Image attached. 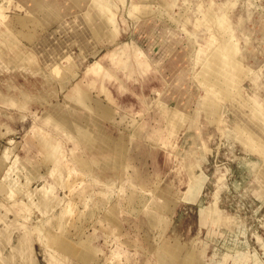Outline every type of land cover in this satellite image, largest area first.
Returning <instances> with one entry per match:
<instances>
[{"label":"rangeland","instance_id":"rangeland-1","mask_svg":"<svg viewBox=\"0 0 264 264\" xmlns=\"http://www.w3.org/2000/svg\"><path fill=\"white\" fill-rule=\"evenodd\" d=\"M25 1L0 0V206L11 209L7 222L16 218L31 235V251L22 264H49L52 253L61 264H165L161 256L168 264H190L185 262L189 251L200 264H264V185L254 169L262 164L233 132L235 109L264 128V0H81L74 3H82L79 15L87 17L93 7L106 17L111 40L96 44L95 53L85 59L91 45L87 42L83 51L74 44L57 72L35 70L36 57L30 56L28 65L11 62L13 48L5 39L12 37L16 19H38L35 40L12 33L28 55L52 37L68 50L83 25L78 28V17L65 13L70 5L64 0L52 14L59 24L47 18V10L24 9ZM229 47L234 63L242 67L241 81L234 86L223 80L217 86L215 78L202 72L213 53L227 60ZM183 52L185 59H178ZM91 68L97 74H89ZM237 76L233 73L231 80ZM84 80L95 83L94 97L104 104L111 103L105 92L110 90L115 104L102 124L103 137L90 144L85 133H73L58 121L57 128L51 127L53 115L70 118L76 113L75 123L83 131L93 130L88 122L95 115L73 108L68 100L69 90ZM176 116L184 121L176 123L178 130L172 123ZM41 140L52 151L61 150V171L48 165L50 149ZM81 158L90 162L87 168ZM16 173L23 175L20 189L8 201L4 178H17ZM59 176L69 189L49 187L47 182ZM127 179L159 183L144 208L159 215L156 229L140 205L136 210L130 206ZM46 188L52 201L42 213L30 197ZM72 203L78 213L69 224L81 221L76 222L79 229L69 230L67 240L75 246L89 243L85 260L62 247L53 221ZM25 205L27 213L22 212ZM40 224L45 226L42 237ZM20 234L14 232V244ZM19 251L20 258L25 250Z\"/></svg>","mask_w":264,"mask_h":264},{"label":"bare ground","instance_id":"bare-ground-1","mask_svg":"<svg viewBox=\"0 0 264 264\" xmlns=\"http://www.w3.org/2000/svg\"><path fill=\"white\" fill-rule=\"evenodd\" d=\"M64 1L70 5L66 9V12L65 11L64 12L67 15L69 14L70 16H74L76 18L78 17V23H77L78 24L77 25L78 28H80V25H83V27L81 28V33L74 32V34H73L74 41L72 40L71 43L68 45V50H65L64 49L65 47H62L60 44L55 43L54 42L55 39L52 37V41L51 42H53L54 44H50L51 42L50 43L48 42V44H43V45L41 43H38V44L41 45V47H40V45L36 46V49H35L36 54H34V53H32V55L23 54L25 51L23 52V50H21L20 48L17 47V45L15 43L14 36H13L12 33L20 34L21 36H23L24 38H26L27 40H30V41L35 40L38 37V33H39V26H38L39 22H38L37 18H36L35 21L33 20L31 22H28V20H30L31 18H33V17L35 18L34 15H29V16H25V17H21L20 16L18 18L19 20L16 19V21H18V23L17 24L15 23L13 25V27H12L13 30L11 29L12 33H10V34L12 35V37L8 35L7 38L5 39V41L8 44H10L12 46V48H13L14 54L10 58L11 62L16 61L17 63H22V64L28 65L29 63H31L30 61H33V59L31 57H33V58L36 57V59H37L36 61L38 62V65H36L35 62H32L33 65H35V66L32 65L35 70L42 71V67H49L53 71L57 72L58 68H59V67H57V65L60 63V61H62V59L66 58L69 55V49L74 44L77 43L81 47V50H83V51H85L88 48L87 42L91 45V46L89 45L91 47L90 53L88 54L87 51H85L83 56H82V58L85 59L86 57L88 58L89 56H91L92 54L95 53L94 46L96 44H98L99 42H105V41L108 42V41L111 40L110 39L111 38V34L109 32L108 25H107L108 24V19L106 17L102 18L101 16H99L96 12H94L96 10L93 7L88 9L89 11L87 12L88 13L87 17H85V15L84 16H80L79 15V8L82 6V3H79L77 5L74 4V3H78L81 0H64ZM58 2H60V0H27L24 3L23 2H21V3L23 4L24 9H28V10L32 9V10H30L31 12H33L36 9L47 10V18L48 19L49 18L52 19V14H57L56 9H57ZM28 5H30V7H28ZM20 20H22V21L19 22ZM51 21H53L55 23H58V24L61 23V21L58 22L54 18ZM13 23H14V21H13ZM4 33L7 34L6 32H4ZM211 45H212V42L209 43L207 49ZM48 47H49V50L47 49ZM226 51L228 52L226 54L227 57H228L227 60L224 59L219 53H213L214 58L211 61H209L208 63H206L208 65V69L206 67H204L202 74L204 76L207 75L210 78H215L217 80V82H218L217 86H219V85L221 86L222 84L219 83V82L223 81V80L226 83L233 82L234 86H237L240 83V81H241V73H240L241 71L240 70L242 69V67H241V65L239 63H237V64L234 63V60H233L234 59V57H233V53L234 52L231 50V47L226 48L225 52ZM184 52L182 54L178 55V59H181V60L185 59ZM232 60H233V62H232ZM114 61L116 63L119 62V60H114ZM116 63L114 65H116ZM227 64H231V65H229V67H227ZM32 66H30V67H32ZM232 68L234 70H232ZM88 72H89V74L90 73L97 74L98 71L97 70H93V68H91V69H89ZM233 73L240 75L239 77L237 76V78H238L237 80H234V81L231 80V77L233 76ZM214 74L216 76H214ZM46 79H47V76H46ZM207 81H209V80H207ZM209 86L215 87L216 85L212 86V84L209 83ZM93 90H98V89H96L95 83L93 81L84 80V81H81V82H77L71 88V90H69L68 100L70 102V105L73 108H75V109L76 108L77 109H85V110L90 111L91 113H93L95 115V119L92 121V123L88 122V127L91 128L93 126L96 130H94V128L92 127L93 130L90 129V130H88V132L83 131L82 128L80 126H78L79 124L75 123V122H77L76 118L78 116H76V113L74 114L72 112L71 113L73 114V116L70 117V118H66L65 116L53 115V121H52L53 125H51V127H56L57 128L59 126L58 122H60L64 126H66L68 129H71V131L73 133H77V132L79 134H82V133L84 134L85 133L84 136H83L84 137L83 139L85 140V143H87V144L94 143V142L97 141V139H100L101 137H103L102 124L105 121V119L111 117V115H112L113 108H115L114 96H113V94H112V92L110 90H108V89L105 90V92L107 91V93L110 96V102L113 103V104L112 105H111V103L104 104L100 99L98 100V99H96L94 97V94L92 92ZM188 92L189 91H187V92L186 91L185 92L181 91L182 94H187ZM76 93H77V96H75ZM2 95H3V93L0 90V96H2ZM224 96H225V94H224ZM184 98H185V96H184ZM233 113H234V118H235L233 132H234L235 136H238V138H236V141L240 145L248 146V149L250 150V152L254 156H257V157L260 158L262 165L260 167L256 166L254 169H258L259 179L262 181V183L264 185V128L259 126L257 123L255 124V122L251 121L250 119L245 118L244 114L239 109H235ZM177 122L184 123V121L182 120L181 117H177V116L175 118L173 117L172 123H174V128H175V125H176ZM73 125H76V129H75V127H73ZM175 129L178 130L177 127ZM95 131H96V134H94ZM105 137H106V135H105ZM41 141H42L41 145L43 147L45 146L47 149H50L48 151V153H47V161H48L47 163H48V165L51 164L55 169L61 171L62 168H63V166L60 163V157L62 155L61 150H59V148H58L56 150V152H54L50 148V146H52V145L50 143H48L47 140H46L47 143L44 142V140H41ZM90 150H92V149L89 148L88 151H90ZM4 158H7V157L5 156ZM80 160L83 162V166H86V168L89 166L90 162H88V161H86L85 159H82V158ZM0 165H2V164L0 163ZM124 165H126V164H124ZM104 166H105V164H104ZM121 167H123V164L121 165ZM114 168H115V166H114ZM127 169H130L129 166H128ZM15 175L17 176V178L9 179V176H11V175H8V176H6L4 178L5 185H6L4 189L6 191V195H7L6 198L8 199V201L13 200L16 197V192L15 191H18L20 189V187H19V185H20L19 183L20 182H19L18 178L22 177L23 175L21 176L20 174H17V173ZM32 177L33 176H31V178ZM126 177H127V175H126ZM27 178H28L29 182L32 181V179H30L29 177H27ZM127 178H129V177H127ZM62 179H63V176L55 177L54 182L50 183L48 181L47 183H49V187L52 190H56L58 188H61V185L63 186V180ZM147 179H149V178L147 177ZM66 180L69 182V179L65 178L64 181H66ZM127 181H128V179H127ZM126 183H129V185L128 184L127 185L129 187H131L129 194H130V204L131 203L132 204L130 206L134 205V209H135V207H137L139 205H140V207L142 209L146 208L147 205L150 204V202L152 201L149 196L155 195V192L159 188L158 187L159 183L152 182V181H147L145 183H142V182H140L138 180L129 179V181L126 182ZM65 184L67 185V182ZM65 184H64L63 187L66 186ZM69 184H70V182H69ZM67 188H68V186H67ZM110 189H111V187H110ZM50 193H52L51 190L48 191V189L46 188V189H44V192H42L40 194V196H38V197L36 196L37 198H35V196H33V197L31 196L30 197V203H32V206L33 205L36 206L38 211H41L42 213H45L44 210L46 209V207L48 205H50L49 203H51V201H52V196H51ZM156 200L158 201L157 198H156ZM165 200H166V202L163 201V204H165L167 207H169L170 199L169 198H165ZM127 204H128V202H127ZM23 207L24 208H22V212L23 213L24 212L27 213L28 206L25 205ZM10 210L11 209L9 207L6 208L4 205L0 206V224H2V226H0V264H22V259L21 258L26 256V252L27 251H29V250L31 251V242H30L31 241V235L28 234L27 230L25 229V227L22 224H17V223H19V221L16 218L15 219H11L10 222H7L8 221L7 218H8V216L11 213ZM144 211H145V215H147V216L149 215V217L152 218L151 226L150 225L149 226L152 227L153 229H156L157 227H159L160 222H161L160 219H159V215L154 210L144 209ZM13 212H16V210L13 211ZM76 212H77V209H76V205L74 203L67 204L66 208L64 207L58 212V214L56 216V219L55 220L53 219V221L55 222L54 225H57L56 228L58 229V232L60 233L59 236H60L61 241H59V242L61 243L62 247H64L65 250H71V252H73V254L75 256L82 257L85 260L86 257L88 258V256H86V255L89 252L88 251L89 250V247H88L89 243H87V241H83L79 245L75 246V244L70 243L67 240V238H68L67 237V233L69 232V230L72 229V228H78L76 226V222H80L81 221V219H80L81 217H80L78 220H76L75 224H73V225H71L72 223L69 224V219L71 217H73L76 214ZM126 213H128V212H126ZM30 216H31V214H30ZM22 217H24V216H22ZM17 218H18V216H17ZM25 218H26V214H25ZM28 218H30V217L28 216ZM84 218H85V216L82 215V219H84ZM40 225H41V227L39 228L40 236L41 235L43 236L44 235L43 229L45 228V226H43L42 224H40ZM15 231H19L21 233L17 244L13 243V241H15V240H13V234H14ZM46 231H47V233L50 234V232L47 229H46ZM50 236H51V234H50ZM52 237L54 239V236H51V238ZM50 244H52V243L47 241V243L44 244V245H45V247H49ZM161 248H162V246H161ZM8 249H10V251L7 253ZM20 249L21 250H25V251L23 252L22 256H20V258H19L18 255L20 254V251H19ZM166 250H168V249H166ZM186 258L187 259H186L185 262H187V263L190 262V264H200L198 256L195 255L194 252H192V251L191 252L189 251L187 253V257ZM49 259H50V264H56L57 262L59 264H61L59 262V260H57L54 257V253H52L50 255ZM158 261L159 260H157V262ZM161 261L163 263H165V264H168L167 258L165 256H161ZM181 262H183V260ZM116 264H118V262Z\"/></svg>","mask_w":264,"mask_h":264},{"label":"crops","instance_id":"crops-1","mask_svg":"<svg viewBox=\"0 0 264 264\" xmlns=\"http://www.w3.org/2000/svg\"><path fill=\"white\" fill-rule=\"evenodd\" d=\"M50 261V260H49ZM50 264V263H49Z\"/></svg>","mask_w":264,"mask_h":264}]
</instances>
